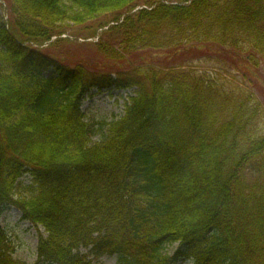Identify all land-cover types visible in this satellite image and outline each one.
Instances as JSON below:
<instances>
[{
    "label": "trees",
    "instance_id": "16d2710c",
    "mask_svg": "<svg viewBox=\"0 0 264 264\" xmlns=\"http://www.w3.org/2000/svg\"><path fill=\"white\" fill-rule=\"evenodd\" d=\"M139 2L9 0L38 31L112 15L95 44L123 61L66 66L0 19V216L34 227V264H264V95L245 82L264 0ZM93 89L129 91L123 115L90 123ZM13 254L0 230V264Z\"/></svg>",
    "mask_w": 264,
    "mask_h": 264
},
{
    "label": "rangeland",
    "instance_id": "374dc122",
    "mask_svg": "<svg viewBox=\"0 0 264 264\" xmlns=\"http://www.w3.org/2000/svg\"><path fill=\"white\" fill-rule=\"evenodd\" d=\"M148 0H141L138 5L145 6ZM36 10L28 11L26 19L34 17ZM28 16V17H27ZM30 16V17H29ZM0 19L7 23V27L12 29L13 34L20 39V41L28 48L34 46L40 48L42 54L49 59H62L66 66H81L88 65L91 69L97 68L96 65H102L109 63L114 64L117 60L109 59L102 53L99 46L98 36L101 35L103 27L107 22H114L112 15H105L95 20H89L82 25H75L73 23H67L65 25L56 26L51 30H45L43 27L41 31L36 28L40 27V24L33 27L23 28V24L19 21V18L13 13L9 0H0ZM6 25V24H5ZM65 36V37H64ZM45 41V42H44ZM98 41V42H97ZM150 61H167V56L150 55ZM259 59V57H256ZM53 61V60H51ZM180 60H178L179 62ZM259 63H262L260 60ZM72 66V67H74ZM198 69L211 70V65L198 66ZM260 70L257 73L256 78H252L247 75L245 82H258L260 87H263L257 95L262 98L264 95V68H258ZM52 71L48 70L42 74L45 77H49ZM255 77L256 74H252ZM237 80L240 76L235 77ZM14 79H10L8 85L13 87ZM245 83V84H246ZM253 85L251 84V89ZM250 89V88H249ZM129 91L117 92L114 90H97L93 89L82 103L81 111L85 115L86 119L93 125H97L100 122H110L115 118H119L123 115V99L128 95ZM23 185H29V180L24 178L22 180ZM0 230H3L6 237L11 241V245L14 249V260L22 264H34L37 257V232L34 227L29 223L20 220V214L15 209H10L0 216ZM168 254L174 252V248L169 247L166 249ZM101 264H115V258H104L101 260ZM179 264H189L188 262H180Z\"/></svg>",
    "mask_w": 264,
    "mask_h": 264
}]
</instances>
